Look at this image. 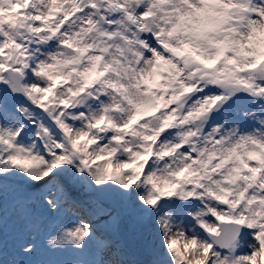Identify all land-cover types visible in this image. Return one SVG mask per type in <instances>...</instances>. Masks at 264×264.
I'll return each instance as SVG.
<instances>
[{
  "label": "snow or ice",
  "instance_id": "snow-or-ice-1",
  "mask_svg": "<svg viewBox=\"0 0 264 264\" xmlns=\"http://www.w3.org/2000/svg\"><path fill=\"white\" fill-rule=\"evenodd\" d=\"M0 264H264V0H0Z\"/></svg>",
  "mask_w": 264,
  "mask_h": 264
}]
</instances>
